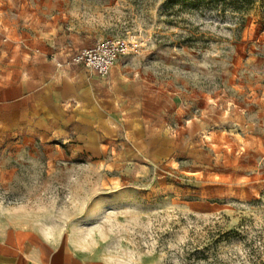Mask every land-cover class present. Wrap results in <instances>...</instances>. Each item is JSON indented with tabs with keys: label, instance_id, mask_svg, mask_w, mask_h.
I'll list each match as a JSON object with an SVG mask.
<instances>
[{
	"label": "rangeland",
	"instance_id": "rangeland-1",
	"mask_svg": "<svg viewBox=\"0 0 264 264\" xmlns=\"http://www.w3.org/2000/svg\"><path fill=\"white\" fill-rule=\"evenodd\" d=\"M0 206L112 264H251L264 0H0Z\"/></svg>",
	"mask_w": 264,
	"mask_h": 264
},
{
	"label": "crops",
	"instance_id": "crops-1",
	"mask_svg": "<svg viewBox=\"0 0 264 264\" xmlns=\"http://www.w3.org/2000/svg\"><path fill=\"white\" fill-rule=\"evenodd\" d=\"M21 210L0 206V264H112L73 248Z\"/></svg>",
	"mask_w": 264,
	"mask_h": 264
},
{
	"label": "built area",
	"instance_id": "built-area-1",
	"mask_svg": "<svg viewBox=\"0 0 264 264\" xmlns=\"http://www.w3.org/2000/svg\"><path fill=\"white\" fill-rule=\"evenodd\" d=\"M126 50V44L120 40L106 41L81 49L74 60L99 75L106 76Z\"/></svg>",
	"mask_w": 264,
	"mask_h": 264
},
{
	"label": "trees",
	"instance_id": "trees-1",
	"mask_svg": "<svg viewBox=\"0 0 264 264\" xmlns=\"http://www.w3.org/2000/svg\"><path fill=\"white\" fill-rule=\"evenodd\" d=\"M175 0H169L173 3ZM192 2V0H182ZM200 2H208L213 6H227L232 5L234 9H241L245 6L252 5L256 0H199ZM190 4V3H189ZM242 234V233H238ZM243 236V235H242ZM246 240L245 247L247 249L249 260L251 264H264V224L255 229L254 233L249 236V233L244 234Z\"/></svg>",
	"mask_w": 264,
	"mask_h": 264
}]
</instances>
